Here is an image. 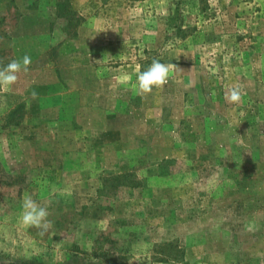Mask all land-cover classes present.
Wrapping results in <instances>:
<instances>
[{"label": "rangeland", "instance_id": "1", "mask_svg": "<svg viewBox=\"0 0 264 264\" xmlns=\"http://www.w3.org/2000/svg\"><path fill=\"white\" fill-rule=\"evenodd\" d=\"M24 55L0 89V264H264V0H0V62ZM153 59L177 68L139 93Z\"/></svg>", "mask_w": 264, "mask_h": 264}, {"label": "clouds", "instance_id": "2", "mask_svg": "<svg viewBox=\"0 0 264 264\" xmlns=\"http://www.w3.org/2000/svg\"><path fill=\"white\" fill-rule=\"evenodd\" d=\"M32 64L31 57L24 55L20 59L12 60L5 66H0V89L10 88L18 80L21 72H28ZM177 66L173 63H162L159 59H153L146 70L141 71L137 76V88L139 93L149 94L153 89L162 88L168 83L170 74ZM33 98L38 97V93L32 92ZM243 89L240 85H233L226 92L224 99L231 104L241 101ZM18 223L27 228H35L40 236L48 233L52 226L49 219L48 209L37 203L29 194H25L21 211L18 215Z\"/></svg>", "mask_w": 264, "mask_h": 264}, {"label": "trees", "instance_id": "3", "mask_svg": "<svg viewBox=\"0 0 264 264\" xmlns=\"http://www.w3.org/2000/svg\"><path fill=\"white\" fill-rule=\"evenodd\" d=\"M173 29H175L176 30V32H175V36L177 37V36H179V38H184V37H186V34H188V32L185 30V31H183V29H181V26H179L178 24H176V26L173 28ZM191 30H189V32H190ZM153 61V60H152ZM152 61H148V65H150L151 64V62ZM5 64H7V61H1L0 62V66H4ZM15 112H17V109L16 110H12V111H10L9 112V117H11V116H13V114L15 113ZM110 260H107V262H109Z\"/></svg>", "mask_w": 264, "mask_h": 264}]
</instances>
